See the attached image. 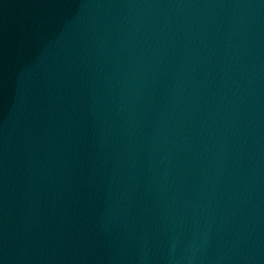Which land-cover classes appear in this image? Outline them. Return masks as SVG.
Returning <instances> with one entry per match:
<instances>
[{
	"label": "water",
	"instance_id": "1",
	"mask_svg": "<svg viewBox=\"0 0 264 264\" xmlns=\"http://www.w3.org/2000/svg\"><path fill=\"white\" fill-rule=\"evenodd\" d=\"M0 264H264V0H0Z\"/></svg>",
	"mask_w": 264,
	"mask_h": 264
}]
</instances>
